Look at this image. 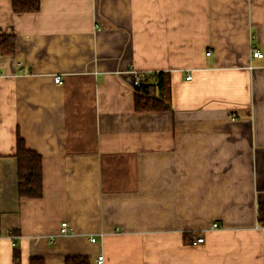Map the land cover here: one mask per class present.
<instances>
[{
    "label": "crops",
    "instance_id": "0c3cea01",
    "mask_svg": "<svg viewBox=\"0 0 264 264\" xmlns=\"http://www.w3.org/2000/svg\"><path fill=\"white\" fill-rule=\"evenodd\" d=\"M5 33L0 264H264V0H0ZM154 71L172 111L136 112L132 76ZM17 130L39 198L17 193Z\"/></svg>",
    "mask_w": 264,
    "mask_h": 264
},
{
    "label": "trees",
    "instance_id": "16d2710c",
    "mask_svg": "<svg viewBox=\"0 0 264 264\" xmlns=\"http://www.w3.org/2000/svg\"><path fill=\"white\" fill-rule=\"evenodd\" d=\"M40 0H10V10L14 14L34 13L39 10ZM17 39L12 33L0 34V55H13ZM137 85L133 84V109L136 112L172 111L170 104L169 72L154 71L142 75ZM17 193L21 198H39L42 194V156L27 147L19 130L15 137ZM1 220V216H0ZM256 222L264 226V203L257 205ZM19 250L13 249L12 260L19 264ZM29 264H45L44 259L30 258ZM65 264H90L89 257H66Z\"/></svg>",
    "mask_w": 264,
    "mask_h": 264
},
{
    "label": "built area",
    "instance_id": "2783aa9c",
    "mask_svg": "<svg viewBox=\"0 0 264 264\" xmlns=\"http://www.w3.org/2000/svg\"><path fill=\"white\" fill-rule=\"evenodd\" d=\"M210 52H207L206 55H209ZM252 56L255 58V57H261L262 56V53L260 51H258L257 49L253 50L252 52ZM17 65H19V63H17ZM28 72V71H26ZM148 75V73H143V72H138V73H134L133 76H132V80H133V84L137 85L139 83V78L142 76V75ZM187 79H189V76H186ZM53 82L61 85L63 82L61 80V77L59 75H54L53 76ZM218 224H213L212 227L213 228H217ZM59 229H60V234L62 235H68L70 234V232L72 231L71 228H69L68 224L63 221L60 223L59 225ZM192 241L191 243L192 244H201L203 243L204 239L200 236H197V235H193V238H191ZM91 241H93V238L90 239ZM103 257L102 255L101 256H97V259H96V262L97 264H101L103 262Z\"/></svg>",
    "mask_w": 264,
    "mask_h": 264
}]
</instances>
